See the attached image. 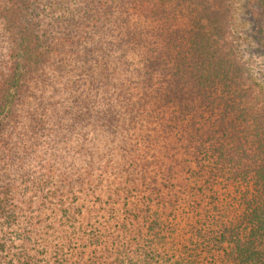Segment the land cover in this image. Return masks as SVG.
Instances as JSON below:
<instances>
[{
    "label": "trees",
    "instance_id": "obj_1",
    "mask_svg": "<svg viewBox=\"0 0 264 264\" xmlns=\"http://www.w3.org/2000/svg\"><path fill=\"white\" fill-rule=\"evenodd\" d=\"M253 58L264 0H0V264H264Z\"/></svg>",
    "mask_w": 264,
    "mask_h": 264
},
{
    "label": "rangeland",
    "instance_id": "obj_2",
    "mask_svg": "<svg viewBox=\"0 0 264 264\" xmlns=\"http://www.w3.org/2000/svg\"><path fill=\"white\" fill-rule=\"evenodd\" d=\"M254 66L257 67V70H264V61L260 58H253ZM259 68V69H258Z\"/></svg>",
    "mask_w": 264,
    "mask_h": 264
}]
</instances>
